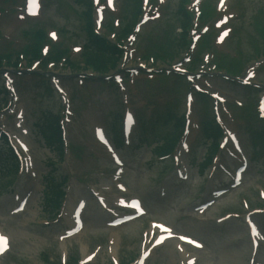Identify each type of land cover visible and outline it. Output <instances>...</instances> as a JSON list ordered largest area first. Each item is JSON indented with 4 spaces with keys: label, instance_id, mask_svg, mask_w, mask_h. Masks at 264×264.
<instances>
[{
    "label": "rangeland",
    "instance_id": "374dc122",
    "mask_svg": "<svg viewBox=\"0 0 264 264\" xmlns=\"http://www.w3.org/2000/svg\"><path fill=\"white\" fill-rule=\"evenodd\" d=\"M105 1L99 0V3L103 4ZM158 1H160L158 5H151L145 1L144 12L148 19L141 25V30L127 41V56L118 58L114 67H98L99 63L96 62V68L91 62L95 58L90 59L75 48L76 44L81 45L87 40L86 0H40V14L25 18L18 17L20 10L17 8L19 4L23 6L24 0H0V36L4 38L0 41L2 51L0 54L7 52L4 53L6 55H0L7 57V60H0V65H5L1 69L12 70L17 67L27 71L22 75L11 74L13 77L8 76L6 79L1 70L0 86L4 85L5 77L18 100L15 103L11 102L10 107L14 111L9 108L2 109L0 106V123L4 124L5 129L16 131L14 135L17 140L22 137L20 127L15 128L14 122H21L32 130V133L23 136L30 146L28 151L31 155L28 160L30 163L24 167V177L21 180L19 176L14 179V187L18 180L21 182L18 191L29 187L26 193L29 196L26 211L10 216L8 210L14 205L12 194H9V187H0V231L10 235L12 246L8 253L0 257V264H67L73 257L78 259L80 264H118L119 261L130 260H133L131 264H138L136 259L143 260L140 264H185L187 255L178 251L176 239L155 247L149 256L142 257L144 251L142 240L153 241L157 233V229L152 232L150 225L153 221L166 222L172 225L177 233L191 234L202 239L205 243L203 251L185 245L187 252L199 254L196 264H247L249 241L243 221L231 217L217 224L215 219L229 212L244 213L245 208L251 211L257 205L264 204L262 197L264 154L255 153L258 146L253 144L250 130L261 129L264 126L252 112V105L255 108L260 87L231 83V80L224 77L198 78L192 82V85L197 83L208 91L205 93L217 95L215 101H218L223 121L244 138L245 148L242 149L239 146L240 138L231 136V140L222 147L218 160L231 167L235 160L240 158L247 162L250 157V167L243 173L241 182L233 187H227L226 192L216 199V203L206 213L197 216L189 215L186 211L203 199L207 191L205 187L212 179L216 177L212 182L216 185L219 175H222L221 168H218L217 172L214 169L209 171L207 168L203 173L198 169L199 163L201 165L203 161L205 147L210 143L206 142L204 145V132L196 123L203 117L205 119L212 117V102L210 104L207 99L208 102L205 104L204 96L200 95L193 105L194 115L192 113L190 116L191 131L178 148L180 159L178 163L181 165L184 161L181 159L187 158L190 176L185 182H177L179 188L176 186L164 200H157L160 186L174 170L169 159H158V154L154 153L155 150L152 148L154 144L149 147L146 145L141 131L145 121L152 127L158 116L176 114L180 117L183 114L185 93L189 87L183 78L181 80L179 76L175 77V74L172 76L168 73L184 71L189 64L185 57L182 59L185 45L178 47L170 58H157L153 62L143 58L161 46L162 30L166 29L169 31L168 34L172 35L177 33L179 38L182 29L179 26L184 25L181 24V16L176 10L180 1L195 10L194 0ZM217 2L218 0H201L200 10L206 6L211 14L215 9L217 11L207 25L215 26L216 32L222 27L231 28L233 25L235 29L229 37L228 46L238 50L240 55L250 56V53L255 51L257 43H261L259 34L261 22H256V16L264 7V0H226L223 8H218ZM153 6L157 9L156 13H152ZM137 7H140L137 0H115L113 11L107 8L103 10L105 20L99 26V30L104 32L103 27L109 18L116 21L115 25H118V28L124 27V24L130 23L132 16L137 13ZM116 11L119 13L111 14ZM120 12L123 13V20L118 22ZM43 27L49 33L46 34V40L51 43L52 49L54 48L48 54L45 53L46 57L50 55L48 60L52 58L58 60L60 57L64 58L63 53L66 52L69 62L65 65L57 60L40 62L41 54L37 55L35 49H30L33 48L31 42L38 40L35 31ZM106 35H110V32ZM225 43L221 44L223 48H226ZM163 45L164 43L162 49ZM45 48L46 52L50 49ZM262 48L264 49V44ZM254 57L253 55L249 60ZM146 59L149 60V57ZM141 60L147 62L149 68L152 66L156 68L155 71L161 73L154 78L140 73H128L132 68H138L145 63ZM35 62L38 63L36 66ZM256 65L250 68L247 74L248 81L264 86V61ZM118 69H120L118 74L126 79L122 81L124 90L132 105L131 109L138 118L131 145H124L121 149L115 150L125 162L121 167L113 163L110 150L99 142L95 135L96 127L99 126L101 133L111 136L118 122L116 115L121 116L124 111L119 89L111 84H104L101 78H97L100 74L116 73L114 71ZM247 69L246 66L244 73ZM251 69H254L252 76ZM43 71L60 80L63 94L55 91L50 81H45L47 77ZM89 74L93 77L88 76ZM4 95V88L0 87V105ZM235 102L241 103V110L233 106ZM227 106L228 112L225 109ZM65 107L71 113L66 115L69 122H64L67 148L65 159L59 162L61 160L59 150L46 145L39 132L49 116L57 111L65 114ZM235 111H240L239 114L242 111L247 125H242L243 121L235 119ZM247 112H251L248 113L249 117H246ZM46 113L48 114L45 118ZM9 122H13L12 127L7 125ZM167 129H173L172 122L167 125L161 122L157 129L159 137ZM151 139L152 142L155 141L152 137ZM257 144L261 146V143ZM70 147L74 149L71 150ZM233 153H236L238 158H235ZM182 166L186 168L184 164ZM49 170L52 171L48 172ZM62 175L68 176L66 185L70 189L65 201L73 200L82 191L89 193V189H97L98 192H102L105 187L107 191L103 193L108 204L107 210L91 204L86 213L85 227L74 238L64 240L57 239L62 225L58 222L48 223V219H51L56 211L50 212L51 217L47 215L51 206L44 193L45 184L59 181ZM54 177L56 178L53 180ZM133 195H140L147 202L150 211L146 216L114 227L108 219L113 217L118 209H126L129 197ZM67 208L64 205L61 208L62 213ZM116 214L120 215L121 212L118 211ZM145 232L149 234L145 235ZM90 255H94V258L87 260Z\"/></svg>",
    "mask_w": 264,
    "mask_h": 264
},
{
    "label": "trees",
    "instance_id": "16d2710c",
    "mask_svg": "<svg viewBox=\"0 0 264 264\" xmlns=\"http://www.w3.org/2000/svg\"><path fill=\"white\" fill-rule=\"evenodd\" d=\"M179 11H180V13H178V14L181 16V20L184 19V22L187 23L188 17L185 14L184 10L181 8ZM86 14L87 13H85V15ZM88 19L89 18L87 15V19L85 18V21H88ZM259 34H261L262 38H263V29L261 28V26H259ZM162 43H164L163 49H162V47L157 49L156 57L157 58H166V57L170 58V55L174 54L175 51L180 46L178 34L177 33H174V35L166 34ZM33 49L36 50L37 55H38L39 48L34 47ZM104 52L107 54H105V53L104 54H101V53L92 54L90 52H87V56L90 59L95 58L91 62H92V65H94L96 68H97V65L95 64L96 62L99 63L98 67H109V66L114 67L116 65L115 62H117V60H119L118 58L120 55L118 53L114 52L113 50H106ZM241 62L242 61L240 60V61L231 63L230 69L232 71H238L239 72V68H241V64H242ZM54 118H50V117L47 118L45 125L42 126L43 132H41V134L45 137L46 143L49 144L51 147H56L60 151V155H62L61 132L59 130L58 119L55 116H54ZM48 127H49V129H48ZM209 128H211V127H209ZM177 133H178V131L175 129L171 130V131H166L162 135V137L165 139L164 145L163 144L160 145L159 147H157L155 149V151L157 153H165V152L169 151L172 147V142L174 141L175 137L177 136ZM9 165L12 166L11 160H7L6 162H3L2 164H0V174L1 175H4L5 171H3V170L8 171V173L11 172L12 167H10ZM8 167H10V168H8ZM15 168H16V166L14 167V169ZM5 178H6V176L0 177V187H2V188L6 187L12 179L11 178L9 180V179H5ZM49 185L46 186V189L51 188V186H49ZM51 192H52V194H55L54 190ZM47 198H49V197H47ZM51 198H53V196Z\"/></svg>",
    "mask_w": 264,
    "mask_h": 264
},
{
    "label": "snow or ice",
    "instance_id": "6c2138e0",
    "mask_svg": "<svg viewBox=\"0 0 264 264\" xmlns=\"http://www.w3.org/2000/svg\"><path fill=\"white\" fill-rule=\"evenodd\" d=\"M4 238L3 237H0V240H3Z\"/></svg>",
    "mask_w": 264,
    "mask_h": 264
},
{
    "label": "bare ground",
    "instance_id": "6f19581e",
    "mask_svg": "<svg viewBox=\"0 0 264 264\" xmlns=\"http://www.w3.org/2000/svg\"><path fill=\"white\" fill-rule=\"evenodd\" d=\"M168 242V241H167Z\"/></svg>",
    "mask_w": 264,
    "mask_h": 264
}]
</instances>
